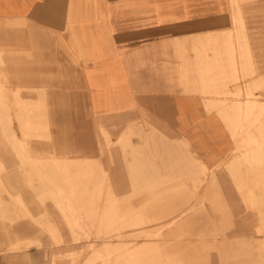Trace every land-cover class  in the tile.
<instances>
[{
	"label": "rangeland",
	"instance_id": "374dc122",
	"mask_svg": "<svg viewBox=\"0 0 264 264\" xmlns=\"http://www.w3.org/2000/svg\"><path fill=\"white\" fill-rule=\"evenodd\" d=\"M224 1L202 53L221 65L210 81L236 83L223 105L245 111L221 117L236 122L218 164L103 131L79 147L68 60L64 85L0 99V264H264V0Z\"/></svg>",
	"mask_w": 264,
	"mask_h": 264
},
{
	"label": "crops",
	"instance_id": "0c3cea01",
	"mask_svg": "<svg viewBox=\"0 0 264 264\" xmlns=\"http://www.w3.org/2000/svg\"><path fill=\"white\" fill-rule=\"evenodd\" d=\"M225 20L224 0H0V93L25 90L0 99H35L32 90L64 85L68 60L72 98H82L81 85L86 103L74 120L79 147H97L103 131L218 164L236 122L221 117L245 111L236 98L223 105L236 83L210 81L221 65L202 53Z\"/></svg>",
	"mask_w": 264,
	"mask_h": 264
}]
</instances>
